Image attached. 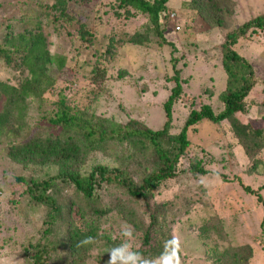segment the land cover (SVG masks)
I'll use <instances>...</instances> for the list:
<instances>
[{
	"label": "rangeland",
	"instance_id": "374dc122",
	"mask_svg": "<svg viewBox=\"0 0 264 264\" xmlns=\"http://www.w3.org/2000/svg\"><path fill=\"white\" fill-rule=\"evenodd\" d=\"M213 4L217 5L216 12L211 11ZM166 6L169 15H176L174 24L169 17L164 19L165 38L175 46V53L172 47L161 46L145 17L118 7L116 0H0V47L5 54V59H0V260L31 264L36 244L48 245L44 264H59L58 258L67 254L65 244L45 232L47 207L31 200L25 188L58 175L59 166L23 158L15 162L9 153L22 149L37 153L49 142L75 140L82 147L83 164H71L66 172L79 168L77 171L84 174L95 165L129 168L133 164L126 157L133 152L129 142L94 143L84 126L93 118L104 121L107 127L133 123L160 129L164 122L162 106L172 88L169 79L177 70L183 80V94L174 106L175 130L171 132H179L189 108L198 107L200 98L218 105L217 94L225 84L219 52L225 34L264 13V0H169ZM39 15L45 51L28 62L25 53L2 41V25ZM218 20L222 26L217 25ZM15 24L18 34L20 25ZM178 26L180 30L174 31ZM134 36L136 45L127 42ZM235 50L252 64L258 81V89L247 99L254 104L244 120L264 129V114L259 116L260 98H264V33L250 42L239 41ZM181 54L185 55L183 60ZM172 56L178 59L174 64ZM42 74L51 82L44 92L37 89L41 88ZM23 83L30 86L29 91H24L27 87L22 90ZM11 87L17 100L10 97ZM202 90L214 93L211 100ZM59 108L81 123L52 125L50 120ZM201 124L204 128L191 138L193 150L179 165L186 167L195 158L201 159L209 173L201 178L186 174L162 184L150 197L149 211L161 208L160 221L171 224V234L180 238L182 264H215L214 259H204L206 253L222 255L217 264H227L236 247L250 248L248 264H264V156L263 164L255 165L240 147L230 152V145L238 140L227 124L223 125L225 134L211 124ZM213 131L216 134L212 135ZM244 187L256 191L262 201L245 193ZM104 189L108 192L109 188ZM105 191L102 188L99 194L103 196ZM116 195L121 198L116 204L118 210L99 232L120 244V230L127 223L134 229L133 248L138 247L148 223L147 204L120 191H115L114 197L108 194V198L117 199ZM44 196L72 199L73 206L83 202L74 187L62 180L55 181ZM210 226L208 237L201 240V233L205 232V237ZM91 252L95 256V251ZM84 263L95 264L89 255Z\"/></svg>",
	"mask_w": 264,
	"mask_h": 264
},
{
	"label": "trees",
	"instance_id": "16d2710c",
	"mask_svg": "<svg viewBox=\"0 0 264 264\" xmlns=\"http://www.w3.org/2000/svg\"><path fill=\"white\" fill-rule=\"evenodd\" d=\"M168 2L169 0H155L154 2L148 0H116L118 7H124L132 15L145 17L150 31L160 40L161 46H170L172 52L175 53V46L165 38L167 26L164 24V19L168 20L170 13L167 12L166 5ZM211 7V11L216 12L217 5L213 4ZM41 16L30 17L27 20H11L9 23L2 25V41L5 39L4 43L9 47L17 52L25 53L24 57L28 62L41 57L45 51ZM15 22L20 25L17 28V30H21L18 34L15 33ZM217 25L222 26V23L218 20ZM261 33H264V13L225 34L224 41L221 42L223 43L222 49L219 51L221 54V67L225 74V84L224 89L217 94L216 103L218 105L213 106L210 101L205 102L200 98L198 107L195 105L196 107L189 108V113L185 117L179 132H171L175 130L172 116L174 106L183 94V80L177 70H175V75L169 79L172 88L162 106L164 122L160 129L153 130L145 126H137L138 124L133 125V123L107 127L104 121L94 120L93 118L92 123L84 126L88 137L94 143L102 144L120 140L129 142L133 148V152L126 154V157L131 159L130 163H133L129 168L123 169L118 165H95L88 172L84 170V174L77 171L79 168H76L75 171L69 170V172H66L65 169L71 164H83L84 153L82 147L75 140L49 142L44 149L39 147L37 153L34 150L27 151L26 149L9 153V156L15 162H19L21 158L26 161L31 159L37 164L44 166L57 165L60 168L58 175L48 176L25 187L31 200L47 207L48 213L46 220L43 222L48 227L45 232L55 236L61 244H65L67 254L58 258L59 264H85L84 261L88 255L95 264H106L109 259L107 251L119 244L110 241L107 234L99 232V227L109 224L108 217L118 210L116 204L121 198L117 195V199L108 198V194L114 197L115 191H120L133 200L146 202L148 223L144 227L140 245L133 248V250L139 251L145 257H158L164 250V242L173 237L170 232L172 227L171 224L164 223V220L160 221L158 214H160V217L163 215V213H160L161 208L149 211L148 202L152 194L168 181L181 178L186 174L201 178L209 173L201 159L195 158L186 167L179 165L181 159L193 150L191 138L194 132L204 128L201 123L211 124L213 129L222 130L224 134L226 130L223 125L227 124L233 138L238 140L236 144L232 143L230 145V152H233L236 147H240L243 154L251 159L255 165L256 162L263 164L264 129L255 128L250 122L244 120L245 116L250 115V108L254 104V100L247 103V99L258 89V81L255 78V70L252 64L235 50V46L239 41H253V37ZM135 37L129 38L127 42L136 45L138 40L134 39ZM2 49L0 47L1 60L2 58L5 59ZM184 56V54H181L180 59L183 60ZM115 57L119 58L117 55ZM177 60L176 57L172 56L171 61L173 64ZM111 62L112 58L107 62L108 65ZM39 76L41 77V88L38 87L37 89L44 92L51 85V82L46 75ZM27 86V83L25 85L23 83L22 90ZM5 88L6 86H3V89ZM8 89L12 91L10 93L12 100H17L16 94L13 93L14 89L12 87ZM29 89L30 86L24 91H29ZM16 91L18 94V90ZM201 93L206 94L208 100H211L214 94L211 90H202ZM260 99L262 102L259 106L262 111L259 116H262L264 114V98ZM63 103L62 99L60 102L61 107ZM72 122L81 123V121L68 118L61 109L50 120V123L57 127ZM214 134L216 133L213 131L212 135ZM147 150L150 151L149 154ZM203 151L200 148V152L203 153ZM57 180L69 182L77 192L78 199L83 200V202L78 201L76 202L77 206H73L75 204L72 203V199L66 201L64 198L61 200L60 198L45 197L44 194ZM19 181L24 183L21 179ZM105 186L109 188L108 192L105 191ZM102 188L105 191L103 196L99 194ZM261 189H264V185ZM243 190L249 195L257 196L258 200L262 201L261 196L256 191L251 190L249 187H244ZM262 222L264 223V220ZM56 228V232H51ZM206 229V232L211 231L212 227ZM210 231L205 237V232H202L204 234L201 233V240L207 238ZM88 236L94 238V243L78 246V242ZM153 238L155 239L154 246L149 248ZM47 246L43 247L36 244L35 248L37 250H35L36 253L31 264H44L48 254ZM23 250L27 255L28 252L25 249ZM92 250L95 251V256L92 255ZM251 258L250 248L236 247L227 259V264L230 262L231 264H248ZM204 259L210 261L214 259L215 264H217V262L222 261V255L216 257L206 253Z\"/></svg>",
	"mask_w": 264,
	"mask_h": 264
},
{
	"label": "clouds",
	"instance_id": "9594fccd",
	"mask_svg": "<svg viewBox=\"0 0 264 264\" xmlns=\"http://www.w3.org/2000/svg\"><path fill=\"white\" fill-rule=\"evenodd\" d=\"M203 184L204 181L201 180ZM205 187L207 185L205 184ZM122 242L110 248L107 253L109 259L106 264H182L181 261V241L178 236L164 242V250L158 257H145L139 251L133 250L134 229L127 223L123 224L120 230ZM94 243L91 236L85 237L78 242V246ZM0 264H8L7 261L0 260Z\"/></svg>",
	"mask_w": 264,
	"mask_h": 264
},
{
	"label": "built area",
	"instance_id": "2783aa9c",
	"mask_svg": "<svg viewBox=\"0 0 264 264\" xmlns=\"http://www.w3.org/2000/svg\"><path fill=\"white\" fill-rule=\"evenodd\" d=\"M169 18H170L171 22L173 23L174 20L176 19V15H175L174 13H172V14L169 15ZM173 24H174V23H173ZM174 30H175V31H178L179 28H178V27H175Z\"/></svg>",
	"mask_w": 264,
	"mask_h": 264
}]
</instances>
